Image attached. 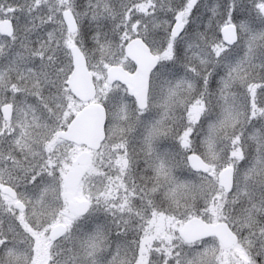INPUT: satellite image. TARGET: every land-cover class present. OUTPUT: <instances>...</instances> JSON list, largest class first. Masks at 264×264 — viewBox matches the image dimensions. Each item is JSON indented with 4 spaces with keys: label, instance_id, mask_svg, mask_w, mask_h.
I'll return each mask as SVG.
<instances>
[{
    "label": "snow or ice",
    "instance_id": "1",
    "mask_svg": "<svg viewBox=\"0 0 264 264\" xmlns=\"http://www.w3.org/2000/svg\"><path fill=\"white\" fill-rule=\"evenodd\" d=\"M0 264H264V0H0Z\"/></svg>",
    "mask_w": 264,
    "mask_h": 264
}]
</instances>
